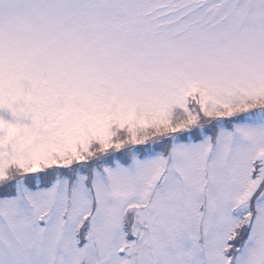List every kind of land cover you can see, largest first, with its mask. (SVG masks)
<instances>
[{"label": "snow or ice", "instance_id": "snow-or-ice-1", "mask_svg": "<svg viewBox=\"0 0 264 264\" xmlns=\"http://www.w3.org/2000/svg\"><path fill=\"white\" fill-rule=\"evenodd\" d=\"M0 264H264V0H0Z\"/></svg>", "mask_w": 264, "mask_h": 264}]
</instances>
